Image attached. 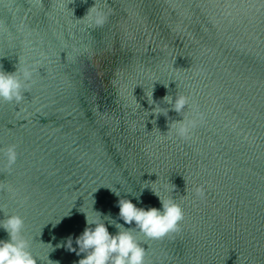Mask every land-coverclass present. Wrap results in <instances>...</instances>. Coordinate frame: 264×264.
I'll return each instance as SVG.
<instances>
[{
	"label": "water",
	"instance_id": "water-1",
	"mask_svg": "<svg viewBox=\"0 0 264 264\" xmlns=\"http://www.w3.org/2000/svg\"><path fill=\"white\" fill-rule=\"evenodd\" d=\"M7 2L0 70L46 57L23 103H0V153L12 144L18 153L10 173L0 154V209L24 218L34 255L46 257L50 243L52 264H76L81 257L55 245L83 231L79 211L91 212L94 199L95 211L115 218L107 187L120 185L136 204L141 183L158 177L157 186H175L185 219L178 233L147 242L150 264H264V3L106 0L108 22L87 31L79 19L94 0ZM21 26L30 48L20 46ZM154 82L155 101L191 93L207 114L190 141L154 143L182 119H147L144 89ZM140 201L160 207L149 190Z\"/></svg>",
	"mask_w": 264,
	"mask_h": 264
},
{
	"label": "clouds",
	"instance_id": "clouds-1",
	"mask_svg": "<svg viewBox=\"0 0 264 264\" xmlns=\"http://www.w3.org/2000/svg\"><path fill=\"white\" fill-rule=\"evenodd\" d=\"M261 2L264 3V0ZM41 6L42 0H31L30 8ZM62 7L63 0H57V8ZM13 9L14 5H11L7 0H0V11H6L11 15ZM109 16L110 11L106 8V0H94L93 6L79 21L83 23L84 29L89 31L102 28L108 22ZM17 34L25 36L20 40L22 48L32 46V41L26 38L23 26L17 30ZM74 51L83 55L87 53L88 49L85 47L82 50L74 49ZM43 59L46 57L42 56L41 59L28 62L19 57L15 71L0 70V103L15 105L23 103L26 94L36 84L35 76ZM156 82L150 89H144V98L150 108V111H144L147 114V119L151 116L152 122H155L160 116H164L168 120L170 111L175 112L182 119L169 122L167 131L164 133L159 131L160 136L154 140V143L175 140L190 141L195 131L206 123L207 114L200 109L198 104L192 103L191 93L185 94L182 91H176L174 96L165 95L162 100L155 101L153 85ZM168 85L169 83L164 87L167 88ZM175 85L177 88L176 83ZM133 98L134 104L138 106L135 111H138L141 109V105L134 96ZM162 105H166V107ZM0 154L5 161V169L10 173L18 159L16 145H9ZM158 179L157 177L155 181L145 180L141 183L140 193L136 195L125 192L135 197L136 204L131 199L121 197L120 185L119 187L117 185L107 187L106 189L117 197L115 207L119 211L116 217L113 218L111 214L95 211L93 207L95 200L93 199L91 212L79 211L85 219L83 231L75 238L71 234L62 238L55 248H64L68 252H74L77 257H81L76 264H150L147 259V242L161 241L178 233L185 219L183 207L173 196L175 186L169 180L161 181L157 186ZM5 190L12 198L16 197L15 190L10 186H6ZM144 190H149L157 198L160 207L137 206L142 203L140 195ZM169 193L172 194L169 195ZM194 195L197 198L202 197L204 190L198 186L195 188ZM71 209L72 207L68 214L62 216L57 223H51L52 227L55 228L63 218L69 217ZM109 228H113L115 231L110 233ZM0 231L6 236V238L0 239V264H52L48 255L55 250L53 245L42 243L51 249L46 257L34 255L32 243L24 234L25 221L21 215L5 213L3 209H0ZM74 244L76 247H73Z\"/></svg>",
	"mask_w": 264,
	"mask_h": 264
}]
</instances>
